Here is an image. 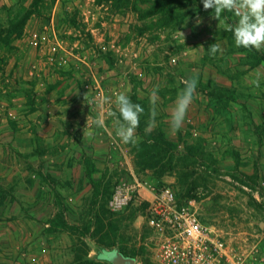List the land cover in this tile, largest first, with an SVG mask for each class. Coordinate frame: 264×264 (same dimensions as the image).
<instances>
[{"label": "rangeland", "instance_id": "1", "mask_svg": "<svg viewBox=\"0 0 264 264\" xmlns=\"http://www.w3.org/2000/svg\"><path fill=\"white\" fill-rule=\"evenodd\" d=\"M198 9L201 0H0V203L11 197L40 210L42 243L61 264L90 254L101 264L100 249L159 264L158 249L175 236L147 223L150 189L163 187L223 243L222 252L200 246L210 264H264V153L243 152L246 137L233 131L253 133L246 102L264 90L201 82L191 52L172 37L185 27L199 32ZM258 60L251 53L248 63ZM193 77V102L209 103L191 104L172 132L177 94ZM154 88L157 115L146 131ZM117 93L145 109L135 145L116 137ZM254 132L264 144V126ZM119 185L128 188L121 208L110 205ZM8 221L0 217V228Z\"/></svg>", "mask_w": 264, "mask_h": 264}, {"label": "crops", "instance_id": "2", "mask_svg": "<svg viewBox=\"0 0 264 264\" xmlns=\"http://www.w3.org/2000/svg\"><path fill=\"white\" fill-rule=\"evenodd\" d=\"M193 18H195L193 22L200 25L198 33L197 30L196 33L188 34L185 27L172 33V37L176 39L178 44L183 42L184 52H191L192 59L196 60V70L201 82L211 84L215 89L234 90L236 93L244 91V94H248L247 92L251 87L256 91L264 90V50L245 51L244 49H237L234 46L232 33L225 30L224 23L219 24L218 20L212 18L211 10L198 9ZM236 19L231 13L225 12L221 15V20L226 23H234ZM209 25H214V29L210 34H205L202 28L208 29ZM214 43L219 44L222 51L213 57L209 54L208 48ZM251 53L260 60L253 64L248 63ZM257 80L259 81V87H256L254 83ZM258 94L259 96L255 95L246 102L247 106L251 107L253 133L245 135L240 128L233 130L236 134L235 137H241L242 139L246 137L245 140H242V145L244 147L243 152L248 154L264 153V144L258 142L260 137L254 132V127L264 126V97L261 96L260 92ZM206 96L204 95V97ZM205 102L201 99L199 102L198 100L192 101L191 104L205 109L209 103H207V100ZM239 102L244 103L243 100H237V104ZM249 134L252 135V138L247 137ZM255 140H257V143ZM19 204L17 200L11 197L0 203V217L10 219L6 222L7 227L0 228V238L2 240L0 241V250L3 251L0 254V263L61 264V259L59 260V258L53 256L52 251L45 248L42 243L47 241L43 228L46 224L39 221V218L43 217L42 212L37 209L25 211L21 209ZM47 235L49 236L48 239H54L59 233L56 231ZM54 247L57 248L55 252L61 254L62 257H68L67 254L69 253L67 251L69 249L65 248L67 251L63 252L62 247L57 246V244ZM66 255L67 257H65ZM89 256L87 260L92 261ZM124 259L127 258L124 257ZM93 262L96 261L93 260Z\"/></svg>", "mask_w": 264, "mask_h": 264}, {"label": "clouds", "instance_id": "3", "mask_svg": "<svg viewBox=\"0 0 264 264\" xmlns=\"http://www.w3.org/2000/svg\"><path fill=\"white\" fill-rule=\"evenodd\" d=\"M201 3L204 11L211 10L212 18L218 20L219 24L224 23L225 30L232 33L234 46L237 49H244L245 51L264 50V0H201ZM225 12L233 14L237 18L236 21L234 23L222 21L221 15ZM181 35L183 36V33ZM208 51L214 57L222 49L219 44L214 43L209 46ZM254 83L256 87H259L258 80ZM183 84L184 87L178 92L171 112L169 128L172 132L178 131L183 126L194 98L198 79L193 77L184 80ZM158 91V88H154L150 93L149 121L146 131L150 130L155 122ZM84 99H87V94ZM115 106L119 113L116 121V137L123 144L135 145L137 143L135 132L139 126L140 117L145 112L144 107L133 103L124 93L116 94ZM109 115L116 117L117 113L109 112ZM96 123L98 126H103L102 120H97ZM98 258L103 261V264H125V259L118 249H100Z\"/></svg>", "mask_w": 264, "mask_h": 264}, {"label": "built area", "instance_id": "4", "mask_svg": "<svg viewBox=\"0 0 264 264\" xmlns=\"http://www.w3.org/2000/svg\"><path fill=\"white\" fill-rule=\"evenodd\" d=\"M152 202L148 225L157 233L163 235L170 231L175 236L158 249L159 264H210L200 251L212 250L222 252L223 243L219 239L207 236V230L199 223L196 216L183 207L176 208L174 194L169 188L150 189ZM128 200V188L119 185L110 201L113 207L121 208ZM157 261V260H156Z\"/></svg>", "mask_w": 264, "mask_h": 264}, {"label": "trees", "instance_id": "5", "mask_svg": "<svg viewBox=\"0 0 264 264\" xmlns=\"http://www.w3.org/2000/svg\"><path fill=\"white\" fill-rule=\"evenodd\" d=\"M83 162H84V166H85L86 173H87L88 175H90L91 167H92V166L89 164V161H88L87 158H85ZM122 256H123V255H122ZM123 257H125V256H123ZM125 258H126V257H125ZM128 259L130 260V262L132 261L131 258H128ZM82 264H97V263L88 260V261H84Z\"/></svg>", "mask_w": 264, "mask_h": 264}, {"label": "water", "instance_id": "6", "mask_svg": "<svg viewBox=\"0 0 264 264\" xmlns=\"http://www.w3.org/2000/svg\"><path fill=\"white\" fill-rule=\"evenodd\" d=\"M125 264H131L130 260L129 259H126L125 260Z\"/></svg>", "mask_w": 264, "mask_h": 264}]
</instances>
